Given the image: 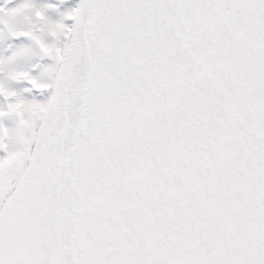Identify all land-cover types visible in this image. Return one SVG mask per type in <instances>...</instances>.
Wrapping results in <instances>:
<instances>
[{
  "label": "snow or ice",
  "instance_id": "6c2138e0",
  "mask_svg": "<svg viewBox=\"0 0 264 264\" xmlns=\"http://www.w3.org/2000/svg\"><path fill=\"white\" fill-rule=\"evenodd\" d=\"M0 264H264V0H0Z\"/></svg>",
  "mask_w": 264,
  "mask_h": 264
}]
</instances>
